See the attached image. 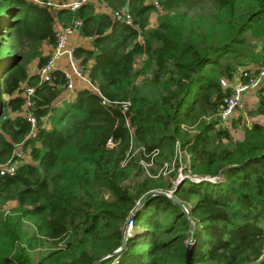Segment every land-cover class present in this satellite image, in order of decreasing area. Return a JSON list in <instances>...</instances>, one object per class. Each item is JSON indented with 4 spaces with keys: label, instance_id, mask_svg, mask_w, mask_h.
Returning <instances> with one entry per match:
<instances>
[{
    "label": "trees",
    "instance_id": "obj_1",
    "mask_svg": "<svg viewBox=\"0 0 264 264\" xmlns=\"http://www.w3.org/2000/svg\"><path fill=\"white\" fill-rule=\"evenodd\" d=\"M48 1L0 0V166L27 154L0 174V264H187L189 243L193 264H264V125L220 118L221 80L264 64V0ZM76 19L97 91L30 73Z\"/></svg>",
    "mask_w": 264,
    "mask_h": 264
},
{
    "label": "built area",
    "instance_id": "obj_2",
    "mask_svg": "<svg viewBox=\"0 0 264 264\" xmlns=\"http://www.w3.org/2000/svg\"><path fill=\"white\" fill-rule=\"evenodd\" d=\"M89 1L91 0H67L63 2L48 1L47 3H40L47 4L53 8H69L71 10H76L82 4L88 3ZM152 1L156 6L160 7L157 0ZM114 16L118 19L126 20L129 24H133L132 16L128 11H116L114 12ZM82 24L83 22L81 19H76L71 24L60 28L57 44L53 48L50 58L43 66L37 68L36 70V75H38L41 83H52L54 71L61 70L67 81V93L73 92L77 87L97 91L96 87L91 83L87 73L83 70L75 55L78 45L74 42V36H80L79 30ZM238 74L239 75L234 77L232 81L221 80V85L224 88L232 89V95L226 99L225 105L220 113V118L224 125H228L234 119L236 111L245 95L257 93L264 85V64L242 68ZM34 95V87L28 85L23 86V97L26 100L24 116L33 126L32 134H34L37 121L30 114H27V110L33 105ZM129 106L130 104L126 103L124 105V110L126 111ZM15 153L17 157L22 160L27 158V154H25L21 146L17 147ZM21 161L12 159L9 160L0 166V174L2 176L15 175ZM185 177L193 180H200V178L189 175L182 178ZM131 228L132 221L130 220L127 224V231Z\"/></svg>",
    "mask_w": 264,
    "mask_h": 264
},
{
    "label": "rangeland",
    "instance_id": "obj_3",
    "mask_svg": "<svg viewBox=\"0 0 264 264\" xmlns=\"http://www.w3.org/2000/svg\"><path fill=\"white\" fill-rule=\"evenodd\" d=\"M157 21V15L153 14L151 17V24L154 25ZM33 70H35L34 65L30 68V72H33ZM251 95L249 96H245L244 99L242 100V102L240 103L235 117V120H238L239 118H241L242 124H241V128L240 130L237 131V135L239 137L242 136V134H244L243 128L245 125H251L252 121H260L262 123H264V116L263 115H256V108L258 106V95L257 93H250ZM53 126L55 127H62L63 124L59 123V122H54V124H50L48 125L49 128H52ZM179 174L184 177V176H191V174H184L182 172V169L179 170ZM217 181L220 180L219 178L216 179ZM12 208V205H9L6 209L10 210ZM37 255V254H36Z\"/></svg>",
    "mask_w": 264,
    "mask_h": 264
},
{
    "label": "water",
    "instance_id": "obj_4",
    "mask_svg": "<svg viewBox=\"0 0 264 264\" xmlns=\"http://www.w3.org/2000/svg\"><path fill=\"white\" fill-rule=\"evenodd\" d=\"M209 181L218 182L215 179H210ZM161 194H163L166 197H169V198L173 199L175 201V203H177L178 205L182 206L181 203L175 197H173L172 194H169V193H161ZM148 197H149V195L144 200H146ZM185 212H186L187 217L190 219V214L187 211H185ZM193 231H194V229L192 228L191 234H193ZM123 245H124V241H123ZM187 248H188V251H187V264H193L192 261H191L190 243L187 245ZM119 252H120V250L116 251L114 254L116 255Z\"/></svg>",
    "mask_w": 264,
    "mask_h": 264
},
{
    "label": "crops",
    "instance_id": "obj_5",
    "mask_svg": "<svg viewBox=\"0 0 264 264\" xmlns=\"http://www.w3.org/2000/svg\"><path fill=\"white\" fill-rule=\"evenodd\" d=\"M74 42L77 44V45H80V44H86V42H87V40H85V39H83L81 36H74ZM34 65V67H35V70H33V72H30V73H36V70H37V66H36V64H32L31 65V67ZM30 67V68H31ZM249 95H251V94H247V96H249ZM246 96V95H245ZM260 122V121H259ZM261 124H263L264 125V123H262V122H260ZM244 138V134H242V136L241 137H239L238 135H237V132H236V139L237 140H242Z\"/></svg>",
    "mask_w": 264,
    "mask_h": 264
}]
</instances>
